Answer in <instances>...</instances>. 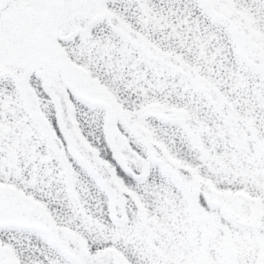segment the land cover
<instances>
[{"label":"snow or ice","instance_id":"obj_1","mask_svg":"<svg viewBox=\"0 0 264 264\" xmlns=\"http://www.w3.org/2000/svg\"><path fill=\"white\" fill-rule=\"evenodd\" d=\"M0 264H264V0H0Z\"/></svg>","mask_w":264,"mask_h":264}]
</instances>
